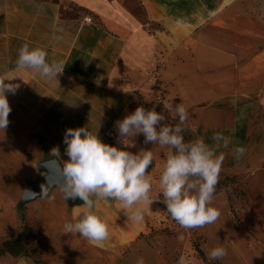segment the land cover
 <instances>
[{
	"label": "crops",
	"instance_id": "0c3cea01",
	"mask_svg": "<svg viewBox=\"0 0 264 264\" xmlns=\"http://www.w3.org/2000/svg\"><path fill=\"white\" fill-rule=\"evenodd\" d=\"M25 42L46 50L49 61H64L58 83L17 66ZM3 76L14 77L5 83L19 87L15 94L6 92L12 111L8 127L0 129V236L23 223L17 205L28 183L46 175L38 165L57 159L62 166L68 159L67 129L86 127L121 147L115 123L135 104L181 102L188 118L193 115L196 139L213 145L216 132L231 138L227 149L218 150L225 154L221 173L252 174L240 188L244 222L264 230V0H0ZM155 145L136 137V146L127 150L135 154ZM238 146L246 149L239 160L232 152ZM56 191L53 204L68 207L72 221L83 201L71 204L59 189L41 198ZM149 195L155 202L141 223L128 221L118 202L98 201L94 210L110 230L103 243L79 234L52 243L40 233L41 255L6 254L0 264H137L141 257L145 264H178L174 252L159 245L164 238L149 236L160 215ZM198 257H190L192 264H203Z\"/></svg>",
	"mask_w": 264,
	"mask_h": 264
},
{
	"label": "clouds",
	"instance_id": "9594fccd",
	"mask_svg": "<svg viewBox=\"0 0 264 264\" xmlns=\"http://www.w3.org/2000/svg\"><path fill=\"white\" fill-rule=\"evenodd\" d=\"M47 57L46 50L25 42L18 50L16 64L58 83L57 76L63 73L65 63L55 59L49 61ZM12 78L0 77V129L3 130L10 123L12 111L6 92L15 94L19 87L5 83ZM165 107L173 119L178 118L174 126L164 123L165 116L155 108L145 109L143 106L116 121L121 147L102 142L97 132L93 133L86 127L65 131L63 142L68 159L62 165L64 182L61 187L66 199L83 201V210L72 221H65L64 234H79L94 244L107 241L110 238L109 226L94 210L101 200L118 202L128 221L143 222L146 207L150 208L155 202L149 195L153 178L147 171L154 162V153L141 149L134 154L127 150L136 146V137L141 134L145 144H157L168 149L158 186L170 217L185 229L218 221L221 213L212 204L225 159V154L218 153V150L221 147L227 149L232 143L231 138L216 132L212 136L213 145L202 138L186 142L183 135L188 120L186 106L181 102ZM232 152L239 160L246 149L238 146ZM52 153L59 158L58 148H54ZM44 195H47V189L42 187L41 196ZM226 255L227 249L217 246L210 250L208 258L219 260ZM137 264H145L144 259L139 258ZM178 264H192V261L181 255Z\"/></svg>",
	"mask_w": 264,
	"mask_h": 264
},
{
	"label": "rangeland",
	"instance_id": "374dc122",
	"mask_svg": "<svg viewBox=\"0 0 264 264\" xmlns=\"http://www.w3.org/2000/svg\"><path fill=\"white\" fill-rule=\"evenodd\" d=\"M71 9L72 12L86 14L84 10H79L73 6H71ZM137 107L138 105L135 104L128 114L134 112ZM144 108H155L157 112H161L166 118L164 123L168 125L174 126L178 122V120L174 121L169 116L165 107L162 105H154ZM262 108L264 111V107ZM190 117L191 118H188L186 123V130L183 133L186 142L194 141L196 139V134L192 125L193 123L191 124V121H193V115ZM262 117L264 121V114ZM137 142L144 143L143 134L137 136ZM149 146L150 145H146L145 147L148 148ZM150 150L154 153V162L147 171H150L149 175L153 178L151 193L159 205L160 215L158 226L152 230L149 236L164 238L167 244L164 243V241H161L159 245H163V247L168 246L169 251L174 252L175 262H178L181 255H185L189 258L192 257V255L198 257V253L194 248V245H198L204 250L207 258L208 253L214 247L223 246L227 249V255L223 259L212 260L219 264H264V230L258 229V225L251 222L247 223L246 226L244 222L245 216L242 211L245 202L242 198L240 188L242 184L248 182V178L252 174L248 173L239 176L220 173L217 187L228 186L229 189L221 192L220 194L222 195L218 194L220 196L213 200L212 206L218 208L221 213L218 221L214 224H209L203 227L185 229L170 217L165 205L162 203L163 197L158 186L159 177L162 172L163 163L166 160L168 149L155 145L154 148ZM156 159H159V165L157 164ZM261 169L264 170V167ZM230 178H235L238 184L232 185ZM11 179L12 177L10 175L5 176L7 184H12L14 182V180ZM223 193L227 194L228 200ZM58 195L60 196V193L56 191L50 199H38L39 201L30 204L26 210L25 208H21L18 203V217L22 219L23 223L19 224V220L17 219L16 226L13 228L8 226L5 235L0 236V241L19 239L27 246L28 250H43L44 239L42 238L45 235L50 236L52 243L60 242L58 239L66 235L63 234L62 231L63 224L65 221H71V218L67 213L69 212L68 207L58 209L55 207V204H53L55 201L57 203L56 199L58 198ZM1 225L2 224H0V227ZM27 227H32L37 235L40 233L43 234V237L38 235L40 239L39 243L32 242L29 235L24 233ZM197 231L203 235H198ZM59 234L62 236L60 237ZM63 239H65V237ZM35 257H38V255H35Z\"/></svg>",
	"mask_w": 264,
	"mask_h": 264
},
{
	"label": "water",
	"instance_id": "95a60500",
	"mask_svg": "<svg viewBox=\"0 0 264 264\" xmlns=\"http://www.w3.org/2000/svg\"><path fill=\"white\" fill-rule=\"evenodd\" d=\"M38 169L46 175L42 178H39L36 182L28 183L27 189L24 191L20 201L21 208H24L26 205L38 198L47 197L54 189H59L61 192H63L61 186L64 182V176L62 172V166L57 159L48 160L39 164ZM42 187L47 189V195L41 196ZM67 200L71 204H77L79 202V199Z\"/></svg>",
	"mask_w": 264,
	"mask_h": 264
},
{
	"label": "trees",
	"instance_id": "16d2710c",
	"mask_svg": "<svg viewBox=\"0 0 264 264\" xmlns=\"http://www.w3.org/2000/svg\"><path fill=\"white\" fill-rule=\"evenodd\" d=\"M154 105H162V106H164L161 103H156V104H153V105H150V106H154ZM166 111L169 114L167 109H166ZM174 121H177V120H174ZM230 181H231L232 185L238 184V182L236 181L235 178H230ZM228 189H229L228 186H226V187H221V186L217 187L216 186L215 195H218L221 192L226 191ZM24 233L29 235V237L31 238L32 242L39 243V240H40L39 236L34 232L32 227H27L25 229ZM194 248H195L196 252L198 253L199 258L203 261V264H219L218 262H215V261H212V260L208 259L206 257V255L204 254V252L201 250V248L198 245H194ZM6 254H10V255H12L14 257L35 256V255H41L42 254V249L41 250H36V249L35 250H28L27 246L21 240H19V239H7L0 246V257L4 256Z\"/></svg>",
	"mask_w": 264,
	"mask_h": 264
}]
</instances>
